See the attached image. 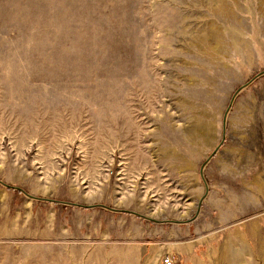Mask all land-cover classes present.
Here are the masks:
<instances>
[{"label": "rangeland", "instance_id": "rangeland-1", "mask_svg": "<svg viewBox=\"0 0 264 264\" xmlns=\"http://www.w3.org/2000/svg\"><path fill=\"white\" fill-rule=\"evenodd\" d=\"M264 264V0H0V264Z\"/></svg>", "mask_w": 264, "mask_h": 264}, {"label": "built area", "instance_id": "built-area-1", "mask_svg": "<svg viewBox=\"0 0 264 264\" xmlns=\"http://www.w3.org/2000/svg\"><path fill=\"white\" fill-rule=\"evenodd\" d=\"M163 264H175V263H174V260L171 257H166L163 260Z\"/></svg>", "mask_w": 264, "mask_h": 264}]
</instances>
